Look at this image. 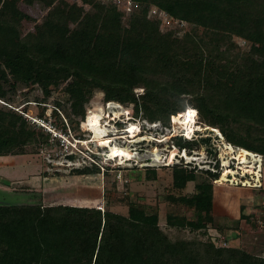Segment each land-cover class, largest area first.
<instances>
[{
  "label": "trees",
  "instance_id": "1",
  "mask_svg": "<svg viewBox=\"0 0 264 264\" xmlns=\"http://www.w3.org/2000/svg\"><path fill=\"white\" fill-rule=\"evenodd\" d=\"M151 2L178 19L204 27V33L172 38L161 34L152 22L142 29L130 28L133 40L123 45L122 25L109 8L100 6L99 12L84 19L79 7L72 4L36 25L29 41L17 31L28 14L0 0V61L14 78L41 84L47 93L51 86L71 77L66 89L71 113L82 118L95 90L104 92L107 102L133 103L137 115L142 113L153 122L168 124L172 112L179 127L194 117L186 113L194 107L197 112L191 113L199 114L201 123L218 128L227 142L241 148L238 155L244 171H256L259 164L244 153H255V142L264 141V76L252 87L248 83L253 78L243 73L259 60L255 55L264 44V0ZM66 20L76 24L75 28L70 29ZM61 30L66 36L53 46L49 40ZM234 36L251 43V50L228 54V49L238 46ZM225 44L226 50L221 48ZM139 86L145 87L141 98L134 92ZM2 94L0 85V97ZM176 106L182 110L174 109ZM106 110L89 107L83 123L106 117ZM48 135L43 136L45 142L50 140ZM35 136L22 114L0 109V156L26 153L24 146ZM173 137L181 150L198 145L211 156L219 151L209 135ZM205 171L209 179L200 180L194 171L176 166L174 186L182 189L192 183L196 191L192 195L170 194L168 200L193 209L197 214L193 227L206 234L209 224L222 227L212 226L215 218L208 212L217 186L214 179L220 174ZM255 177L258 184L246 178L241 181L261 187V177ZM252 190L264 191V186ZM241 216L250 221L245 213ZM160 218L158 211L136 205L123 215L110 210L102 213L96 207L0 202V264H264V257L239 247L217 246L212 239L172 241L160 228ZM165 220L173 227L190 223L186 215L173 212L166 213Z\"/></svg>",
  "mask_w": 264,
  "mask_h": 264
},
{
  "label": "rangeland",
  "instance_id": "2",
  "mask_svg": "<svg viewBox=\"0 0 264 264\" xmlns=\"http://www.w3.org/2000/svg\"><path fill=\"white\" fill-rule=\"evenodd\" d=\"M3 1L11 3L13 8L28 14L29 17L22 21L17 31L21 38L29 41L33 39L36 25L51 19L63 8L72 4L79 7L84 19L88 15L99 12L100 6L109 8L122 25L123 45L124 42L133 40V36L128 32L130 28L142 29L147 23L152 22L159 27L161 34H170L172 38L182 39L188 34L196 33L201 36L205 30L202 26L197 27L191 22L170 15L151 0ZM66 25L70 29L76 26L69 20H66ZM65 36L66 34L61 30L49 40V43L58 46ZM233 40L238 46L228 49V54L236 56L237 53L243 54L251 50V43L245 39L234 36ZM227 45L221 48L226 50ZM259 47L255 55L259 60L246 68L243 73L244 76L253 78V82L248 83L252 87L259 83V76H264V44H260ZM71 82V77L64 78L58 85L51 86L50 92L47 93L41 84L14 78L0 61V85L3 90L0 97V109L22 114L28 126L36 132V139L30 140L23 148L26 153L0 156V202L2 204L10 206L72 205L90 208H97L99 204H103L102 213L110 210L123 215H128L129 207L136 205L149 211H158L161 215L160 228L172 241L206 242L212 239L216 245L220 246L222 244L220 240L226 238L227 246L225 247H239L258 258L264 257V224H260L261 220L264 221V191L252 190L264 186V141L255 142L253 149L255 153L245 150L244 157L254 158V164H259L256 171L245 172L246 168L234 157L241 148L227 142L218 128L205 124L206 122L201 123L199 114L197 117V114L191 113L192 110L196 112L197 110L189 107L186 113L197 119L194 128L200 131L193 135L194 139L209 135L219 151L211 156L206 150L196 145L189 150H180L179 154L183 158H178L179 147L174 145L173 136L181 134L183 129L174 124L172 112L168 124L164 120L153 122L142 113L137 115L133 103L107 102L104 92L95 90L90 101L86 103L85 118H82V115L71 113V101H68L69 95L66 92ZM134 92L138 98H141L145 87L139 86L134 89ZM186 98L189 100V97ZM188 100H185V103ZM112 102L119 106L121 116L127 115L128 118L114 120L112 123L113 117L117 119L113 114H108ZM97 106L107 109L106 116L110 118L106 122L108 125L111 124L110 129H114L113 131L120 136L116 140L120 144H124L127 139L122 136L129 119H133L132 121L140 125L144 140L131 146L136 148L139 158L135 160L130 154L129 157L111 160L105 154V152L108 153V148L101 143L105 141H91L96 138H109L104 129H101L102 126L100 128L91 125V119L83 123L89 107L95 109ZM174 109L182 110L180 106ZM188 134L186 136L190 138ZM46 135L48 139L50 138L49 142L43 140V136ZM165 137L166 139H161ZM155 146L159 148L161 157L159 161H161L157 163L151 159L146 162L145 158L149 157ZM185 154L191 157L190 161ZM224 159L228 162L227 166ZM176 166L186 168L187 171H194L200 176V180L209 179L205 171L207 169L219 172L220 178L226 179L217 183L214 180L218 187H214L213 198L208 205V212L215 218L212 226H220L221 230L210 227V224L206 234L203 233L204 229H195L193 227L197 218L195 211L183 203L175 204L168 200L170 194L192 195L196 191L192 183L182 189L174 186L173 171ZM228 168L230 171L238 172L227 173ZM256 175L261 177V187L246 185L241 181L246 178L248 182L258 184ZM168 212L186 215L190 223L184 227L170 226L165 220ZM243 213L250 221L241 216Z\"/></svg>",
  "mask_w": 264,
  "mask_h": 264
},
{
  "label": "bare ground",
  "instance_id": "3",
  "mask_svg": "<svg viewBox=\"0 0 264 264\" xmlns=\"http://www.w3.org/2000/svg\"><path fill=\"white\" fill-rule=\"evenodd\" d=\"M110 113L113 114V116H116L117 119L115 117H113V119H111V122L114 120H121V118H128L127 115L125 116H121V111H119V106L117 104H113L110 105ZM122 108V107H121ZM107 111V110H106ZM123 114V112H122ZM198 115V114H197ZM119 117V119H118ZM108 118H110L109 116L107 117H102V118H94L91 119V125L92 126H96V127H100L102 126L101 129H104V131L106 132V134L109 136V138H103V139H99L96 138L94 140L91 141H105V142H101L102 144H104L106 146V148H108V153L105 152L106 155L109 156V158L111 160L113 159H119V158H123L125 156H128L131 154V156L133 155L134 159L136 160L137 158H139V153L138 151H136V148H132L131 146H133V144L140 142V140H144L143 136H141V132H140V125L134 121H132L133 119H129V121H127V126L128 128L125 129L123 132L122 138H127L126 141L124 142V144H120L118 142H116V140L118 138H120V136L118 135L117 132H114L113 130L110 129L111 124L108 125V123L106 122L108 120ZM133 118V117H132ZM113 123V122H112ZM196 119L194 117H189L187 118V120L184 122V124L182 125V129L183 131H186V135H190V137L192 136L193 132L195 131L194 125H196ZM95 127V128H96ZM140 132V133H139ZM143 134V133H142ZM152 138V137H151ZM187 138V137H186ZM108 139V140H106ZM154 139V137L152 138ZM162 140L166 139L165 138H161ZM159 140V139H158ZM150 142V141H149ZM87 143V142H85ZM175 145V144H174ZM219 145V144H218ZM104 146V147H105ZM156 147V146H155ZM229 150L231 149L230 145L228 146ZM181 149L177 150V157L178 158H183L182 156H180L179 152ZM183 150V149H182ZM159 148L156 147L153 149V151L151 152V154L149 155L150 160L153 159L154 161H156L157 163H159V159L161 158L159 155ZM165 151V150H164ZM227 152V151H225ZM185 156L188 157V161H190L191 157H189L188 154H185ZM145 158V160L147 159ZM235 158L238 160V162L240 163V158L238 155V152L235 153ZM185 159V158H184ZM131 160V159H129ZM196 161V160H195ZM224 163L226 164V166L228 165V162L226 161V159L223 160ZM172 163V162H171ZM168 163V164H171ZM188 163V162H187ZM146 164V163H145ZM153 165V164H152ZM155 165V164H154ZM232 172L229 170V168L226 170V172Z\"/></svg>",
  "mask_w": 264,
  "mask_h": 264
},
{
  "label": "built area",
  "instance_id": "4",
  "mask_svg": "<svg viewBox=\"0 0 264 264\" xmlns=\"http://www.w3.org/2000/svg\"><path fill=\"white\" fill-rule=\"evenodd\" d=\"M197 117H198V115H197ZM127 128H128V126H126V129H127ZM140 128H141V127H140ZM185 132H186V131H181V134H182L183 136L187 137L186 134H185ZM197 132L200 133V131L195 130L190 138H193V139H194L193 135H195ZM144 135H145V134H144ZM234 157H235V156H234ZM235 159H236V158H235ZM148 160H149V158H147L145 161H148ZM263 169H264V168H263ZM214 180H215V182L217 183L218 181L221 180V178L219 177V178H216V179H214ZM97 208H98V209H101V210H104V205H103V204H99V206H98ZM260 222H261V223H260L261 225L264 224V221H263V220H261ZM220 242L222 243L220 246H224V247L227 246V240H226V238L221 239ZM217 246H219V245H217Z\"/></svg>",
  "mask_w": 264,
  "mask_h": 264
},
{
  "label": "clouds",
  "instance_id": "5",
  "mask_svg": "<svg viewBox=\"0 0 264 264\" xmlns=\"http://www.w3.org/2000/svg\"><path fill=\"white\" fill-rule=\"evenodd\" d=\"M184 137H185V136H184ZM187 139H193V138H187ZM149 160H150V159H149ZM149 160H148V161H149ZM146 162H147V161H146Z\"/></svg>",
  "mask_w": 264,
  "mask_h": 264
}]
</instances>
